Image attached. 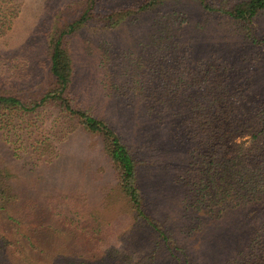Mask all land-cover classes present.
Here are the masks:
<instances>
[{"label": "rangeland", "instance_id": "1", "mask_svg": "<svg viewBox=\"0 0 264 264\" xmlns=\"http://www.w3.org/2000/svg\"><path fill=\"white\" fill-rule=\"evenodd\" d=\"M94 1L114 7L134 0ZM18 3L19 11L0 34V93L34 98L51 81L48 42L90 4ZM105 21L90 20L65 33L62 43L74 65L73 92L83 106L114 124L141 158L145 201L177 244L196 264H231L246 243L242 210L212 217L187 203V186L181 185L189 178L184 170L191 144L182 132L186 115L175 116L174 107L159 110L161 99L155 94L187 71L186 57L211 59L225 62L237 83L248 84V96L256 103L264 96V12L249 24L259 44L232 18L216 8L204 10L197 0H164L135 19ZM151 60L171 66L173 79L150 75L144 61ZM69 116L53 105L5 120L0 116V189L5 196L0 262L176 264L156 232L128 212L100 138Z\"/></svg>", "mask_w": 264, "mask_h": 264}, {"label": "trees", "instance_id": "2", "mask_svg": "<svg viewBox=\"0 0 264 264\" xmlns=\"http://www.w3.org/2000/svg\"><path fill=\"white\" fill-rule=\"evenodd\" d=\"M88 1L90 5L80 17L48 42L51 77L48 89L34 98L18 93H0V116L5 120L44 105H53L69 114L83 131L100 138L102 151L114 167L117 187L133 219L146 223L156 232L176 264H196L192 256L177 244L171 230L154 217L145 201L138 173L141 158L133 153L132 146L114 124L83 106L73 92L74 65L66 44L62 43L65 33L75 31L90 20L117 24L159 7L164 0H134L114 7ZM197 1L204 10L216 8L232 18L252 42H261L249 24L257 14L264 12V0H232L230 4L228 0H218V3ZM18 2L20 0H0V34L10 23L8 18L19 11ZM104 9L108 12L102 13ZM188 59L186 57L187 71L177 75L183 79L176 78L173 85H164L163 93L155 94L161 99L159 110L168 111L174 107L175 116L186 115L182 132L191 148L184 170L189 178L187 183L181 184L187 186L184 197L199 213L212 217L234 209L242 210L248 225L246 243L232 258L231 264H264V96L256 103L252 102L246 91L248 84L237 83L225 62ZM144 64L150 75L159 72L165 74V79H173L171 66L156 65L152 60L149 63L144 61ZM152 106L147 107L150 113L154 109ZM2 192L1 188L0 209L5 197ZM26 239L32 245L28 235Z\"/></svg>", "mask_w": 264, "mask_h": 264}]
</instances>
